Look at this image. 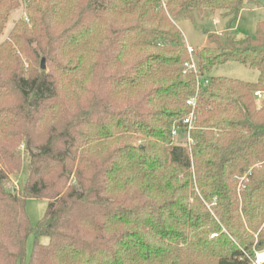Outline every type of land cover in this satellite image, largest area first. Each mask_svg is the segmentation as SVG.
Returning a JSON list of instances; mask_svg holds the SVG:
<instances>
[{
	"label": "trees",
	"instance_id": "1",
	"mask_svg": "<svg viewBox=\"0 0 264 264\" xmlns=\"http://www.w3.org/2000/svg\"><path fill=\"white\" fill-rule=\"evenodd\" d=\"M25 2L0 43V264H254L264 20L241 37L205 29L198 73L180 22L214 14L234 31L259 0ZM19 4L0 0V33ZM229 62L258 79L212 75ZM195 95L193 143L176 142ZM28 198L48 201L36 226Z\"/></svg>",
	"mask_w": 264,
	"mask_h": 264
},
{
	"label": "rangeland",
	"instance_id": "2",
	"mask_svg": "<svg viewBox=\"0 0 264 264\" xmlns=\"http://www.w3.org/2000/svg\"><path fill=\"white\" fill-rule=\"evenodd\" d=\"M19 1L20 4L15 7L14 10H12L3 32L0 33V43L8 37L16 22L25 19L27 16L25 0ZM261 20H264V0H259L257 6L250 4L245 7V9L240 14L239 20L236 23V29L234 31H225L223 29L222 20L219 16L214 14H208L203 18L196 14L195 21L184 19L180 22V26L183 32V40L186 45L190 44L192 47H198L203 45L206 39L205 29L207 28L218 32V34L223 37L231 35L234 32L241 37L253 33L256 29V24ZM41 63V60L37 62V68L41 69ZM47 65L48 63L46 62V66ZM212 75L227 76L244 81L254 82L258 79L259 72L257 70L250 69L241 63L229 62L215 67ZM261 93L262 97H257V101H260L264 97V92ZM175 141L184 143L187 142L186 135L179 132V134L175 136ZM47 206L48 201L46 199L28 198L26 200V211L34 226H36L40 219H42L45 215ZM215 235L216 234H213V236ZM41 241L46 243L48 242V238L42 237ZM34 242L35 236L34 234H31L27 241L26 262L29 260L32 254ZM18 264L22 263L19 262Z\"/></svg>",
	"mask_w": 264,
	"mask_h": 264
},
{
	"label": "built area",
	"instance_id": "3",
	"mask_svg": "<svg viewBox=\"0 0 264 264\" xmlns=\"http://www.w3.org/2000/svg\"><path fill=\"white\" fill-rule=\"evenodd\" d=\"M187 48H188L189 54L192 57V61L190 63H186L185 67L187 70L194 71L195 73H198L199 70H198L197 64H196L195 60L193 59L194 47H192L190 44H187ZM202 83H203V81L201 79V76H198V84H197L198 90L201 88ZM206 83H208V82L206 81ZM255 94L257 97H262L261 91H256ZM197 95H198V93H197ZM197 95H195V96H193L187 100V104L193 108L192 111L190 112L189 116H187L184 119L185 127L183 130L184 132H182L186 135L188 144L193 143L191 131L194 127L193 123H194V119H195V107H196L197 97H198ZM179 132H181V129L179 127H176V126L172 130V134L174 135V137L177 136L179 134ZM252 260H253L254 264H264V248L257 250L255 252V255L252 258Z\"/></svg>",
	"mask_w": 264,
	"mask_h": 264
},
{
	"label": "water",
	"instance_id": "4",
	"mask_svg": "<svg viewBox=\"0 0 264 264\" xmlns=\"http://www.w3.org/2000/svg\"><path fill=\"white\" fill-rule=\"evenodd\" d=\"M41 68H42L43 70L46 69V61H45V59L42 60Z\"/></svg>",
	"mask_w": 264,
	"mask_h": 264
},
{
	"label": "crops",
	"instance_id": "5",
	"mask_svg": "<svg viewBox=\"0 0 264 264\" xmlns=\"http://www.w3.org/2000/svg\"><path fill=\"white\" fill-rule=\"evenodd\" d=\"M236 29V28H235Z\"/></svg>",
	"mask_w": 264,
	"mask_h": 264
}]
</instances>
